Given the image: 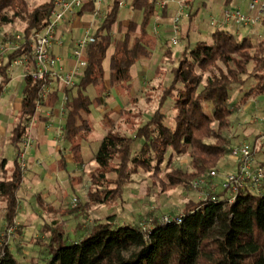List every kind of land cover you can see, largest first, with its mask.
Returning a JSON list of instances; mask_svg holds the SVG:
<instances>
[{
    "label": "trees",
    "instance_id": "16d2710c",
    "mask_svg": "<svg viewBox=\"0 0 264 264\" xmlns=\"http://www.w3.org/2000/svg\"><path fill=\"white\" fill-rule=\"evenodd\" d=\"M33 1L0 0V27L19 26L21 33L18 49L7 54L6 62L0 64V89L12 59L29 53V37L45 26L53 0L40 4ZM156 1L131 0L128 6L139 17L127 20L124 26L116 21V7H107L93 41L86 45L84 66L77 81L63 91L66 101L62 104L61 148L68 152L73 165L81 164V144L91 132L90 107L103 108L109 89L123 87L129 91L131 68L151 58L156 39L148 31V25ZM92 8L85 4L77 14L91 12ZM165 14L162 11L160 15ZM192 17L188 13L186 20L190 22ZM113 31L116 37H112ZM209 39V43L186 42L176 66L170 69V81L161 91L158 107L132 135L112 127L105 130L93 155L95 168L87 174L82 210L118 205L122 202L123 187L133 183L132 178L138 172L158 181L160 191L167 192L187 188L193 180L218 170L219 162L229 151L225 134L231 124L227 103L231 88L242 87L251 79L254 85L243 98L264 94V40L238 39L221 28H214ZM165 48L164 55H169L168 43ZM23 81L20 109L8 138L16 153L20 141L27 137L29 121L46 85L28 77ZM88 89L93 92L92 98ZM57 100L56 91H50L41 106L52 109ZM167 100L173 109L171 126L165 123V115L160 111ZM129 126L134 124L130 121ZM136 140L140 144L131 156V145ZM173 156H187L190 171L169 170ZM4 165L1 160L0 203L2 220L8 228L13 226L16 216V193L22 172L16 158L9 172ZM161 166L165 173L159 179ZM64 167L61 156L58 168ZM213 196L214 201L185 203L177 224L157 220L142 229L141 224H118L116 215L111 214L102 221H92L82 235L77 234L69 241L63 225L53 222L46 228L44 264H264V192H240L232 203L227 202L224 192ZM77 208L76 204L74 209ZM0 264H18L5 245L0 248Z\"/></svg>",
    "mask_w": 264,
    "mask_h": 264
},
{
    "label": "rangeland",
    "instance_id": "374dc122",
    "mask_svg": "<svg viewBox=\"0 0 264 264\" xmlns=\"http://www.w3.org/2000/svg\"><path fill=\"white\" fill-rule=\"evenodd\" d=\"M44 1L46 0H34L33 4H40ZM130 1L131 0H127V5H129ZM184 1H186L190 7L189 13L192 14L195 10L197 11L195 15H193L190 23H188L185 17H181L179 22L180 34L178 44L174 47L168 44L171 52L169 55H164V50L166 49L165 45L168 43L167 39L169 35L166 30H164V26L158 27V36H155L156 45L151 58L144 61V64H138L140 62H137L131 68V78L135 79L137 82L139 81V90L130 92V90L128 91L123 87L109 89L106 92L105 106L103 108L90 107L88 120L90 121L91 132L86 141L81 144V164L73 165L68 152L61 148L60 153L66 164L63 170H58V173H55V170L52 171L50 177L51 181L48 179L47 181L45 178V180L41 182V180H43L41 178L39 180L40 182L38 181L37 184H33V189L36 191H31L30 184L21 182L20 190L16 194L19 208L17 209L13 226L8 228L5 227L4 221L2 220L3 204L0 203V248L2 245L7 246L18 264H44L47 258L43 246L48 236L46 228L53 222H60L63 225L65 238L71 241L77 234L82 235L81 233L92 221H102V215L107 216L115 214L116 222L121 224L128 215L127 213H123V209H125L124 212H129V214H132V211L136 210L134 212L136 216L144 217L141 223L142 227L148 225L151 221L159 220L163 216H178L185 203L196 201L197 195L189 186L184 189L177 188L172 191L161 192L158 181L151 180L145 173L138 172V174L132 178L133 183L123 187L122 202L118 205L109 208L92 206L86 211L81 209V205L86 200L88 187L87 174L95 168L93 155L99 143V140L95 138V134L103 135L106 129L112 127L120 133L132 135L134 129L142 125L158 107L157 103L161 91L170 81V69L176 66L180 51L185 46L186 42L188 41L189 44H193L198 40L206 43L210 42L208 33L213 31L214 27L209 26V21H216L222 6L219 7L215 5L212 10L208 11L200 6V0H192V2L191 0ZM169 6L171 5L167 7ZM105 9H107V7L104 6L102 10L105 11ZM134 15L135 13L130 10L129 6H126L117 10L116 21L122 23L123 25L121 26H124L126 24H124V22L127 20L134 21V19H136ZM79 22L84 24L86 22V17L80 18ZM166 23H169L167 19H165V24ZM188 25V28H183ZM221 29L234 32L236 27L229 24L221 26ZM150 30L151 22L150 25H148V31ZM261 31L262 30L259 28L253 29V32L256 33ZM20 35L19 26L0 27V56L2 60H5L6 55L12 52L10 49L11 46L19 44L15 36ZM111 35L112 37H116L115 31H113ZM185 35H187V37ZM244 36H248L247 38L251 40L255 39L251 32H246ZM183 37H186V39L183 40ZM103 67L106 77V61ZM253 85L254 81L249 79L242 87H232L227 103L230 106H237L238 102ZM11 87L13 88V86ZM87 94L92 98L93 92L91 89L87 90ZM252 97L255 98L256 103L253 109H251L249 116H255L260 119L264 116V94L253 95ZM132 99H134V102ZM99 109L105 110L103 114ZM172 110L169 100L165 101L160 108V111L165 115V123L169 126L172 125ZM11 118L15 122V117L12 116ZM229 119L230 122L233 123L234 120L232 116H230ZM130 121L134 124L133 127L129 126ZM12 122L8 121L7 110L0 109V127L3 131L2 134H0V161L2 158L6 160L5 169L7 172L10 171L12 160L17 158L18 154L8 143L9 132L13 126ZM253 126L255 127V133H260L259 141L262 143L261 145H253V137L240 141L238 137L239 130H235L234 128L231 129V124L228 131H226L225 137L229 143V149L241 142L246 143L256 149L255 159L264 161V137L261 135L259 125ZM49 133L52 134L53 131L50 130ZM60 134L61 132L58 130L57 136L59 138L61 136ZM139 144L140 140H136L132 143L130 151L131 156L138 149ZM60 145H62V142L59 146ZM20 147L19 145V148ZM34 154V149L32 147H27L24 152V162L26 163L29 157L33 158ZM227 156L228 154L224 156L221 161H226V163L231 166L232 162ZM168 169H179L182 172L190 171L189 158L187 156H173L169 161ZM25 170L26 165H24L22 173L25 172ZM216 172L218 173V170ZM221 172L222 171H219L218 176L214 178L213 185L218 186L221 180L219 176ZM65 173L69 174L67 178L64 175ZM164 173L165 169L161 166V173L158 175L159 179L163 178ZM209 189L216 193L220 192L219 187H215V190L212 187ZM37 195H39V200L35 202V200H37L36 198H38L36 197ZM71 199H76L77 209L72 207ZM24 200L27 201L23 203Z\"/></svg>",
    "mask_w": 264,
    "mask_h": 264
},
{
    "label": "built area",
    "instance_id": "2783aa9c",
    "mask_svg": "<svg viewBox=\"0 0 264 264\" xmlns=\"http://www.w3.org/2000/svg\"><path fill=\"white\" fill-rule=\"evenodd\" d=\"M225 3H238L244 7V12L235 4L224 6L221 8L216 21L210 20L209 25L214 28H220L223 25L232 24L236 28L246 31H253L255 28H260L264 22V0H223ZM85 4L92 5L90 15L93 19L99 22L104 16L102 8L114 5L116 9H122L127 5V0H53L52 7L48 13L45 26L34 32L29 37V53H21L10 62L11 66L21 67L24 69L23 78L28 77L31 81L46 82L43 90L39 94L38 101L35 105L37 111L45 101L47 88L51 82H58L66 90L74 86L77 78L84 66L83 52L86 45L93 41V35L85 33L80 39L75 41L71 51V57L75 62V67L71 71H64L59 59L50 54V47L53 44H59L56 38V30L60 24L67 23L81 11ZM168 5H174L175 11L169 18V23L166 26L168 33V44L172 47L178 44L180 34L179 22L181 17H188L189 5L184 0H157L154 3L155 13L151 22L150 33L153 36H158L157 29L159 27V15L165 11ZM185 12V13H184ZM152 19V18H151ZM256 40H264V34L253 33ZM19 41L18 45H13L10 49L15 51L18 49L21 41V36H15ZM1 51V49H0ZM1 55V52H0ZM1 60V56H0ZM61 105L66 101L63 96ZM61 106V110H62ZM252 122H257V118L253 117ZM31 120L29 121L28 128ZM261 135L264 137V118L260 120ZM20 149L17 154V162L21 172L24 168V152L27 147H30L28 137L20 141ZM229 159L232 161L234 170L225 173L218 186L213 185V180L218 176L214 170L209 171L203 177L193 180L189 187L196 193L197 201H214V191L209 189L219 187L220 192H224L225 199L228 203H232L234 197L240 193L258 194L262 190L264 182V166L254 164L253 148L246 143H239L229 149ZM77 204L76 199H71L72 207ZM173 221L179 223V216L169 217L163 216L158 222L168 223ZM144 229V226L141 227Z\"/></svg>",
    "mask_w": 264,
    "mask_h": 264
},
{
    "label": "crops",
    "instance_id": "0c3cea01",
    "mask_svg": "<svg viewBox=\"0 0 264 264\" xmlns=\"http://www.w3.org/2000/svg\"><path fill=\"white\" fill-rule=\"evenodd\" d=\"M191 2H192V0H191ZM232 4H235L236 6H238L241 9V11L244 12V7L238 3H231V2L225 3V2H223V0H200V6L203 9H207L208 11L212 10L213 7H215V5H217L219 7H221V6L224 7V6H229ZM189 9H190V7H189ZM174 11H175V6L171 5V6L166 8V10H165L166 14L164 16L159 15V17H160L159 21H158L159 27L164 26L165 27L164 30H166V26L168 23L165 24V19H167L169 21V18L174 13ZM196 11L197 10L192 12V14L195 15ZM82 17H86V22L84 24H81L79 22V19ZM137 17H138V14L135 13L134 18H137ZM152 21H153V17L151 19V22ZM190 22H188V23H190ZM98 23L99 22H97V20H95L91 17L90 12H88V13L82 12L81 14H77L75 17L70 19L67 23L60 24L57 27L56 38L59 40L60 43L59 44H53L50 47V54L53 57L59 59L60 64H61L62 68L64 69V71H71L75 67V62L71 57V51L73 49V45H74L75 41L80 39L85 33H87L89 35H93L96 27L98 26ZM188 27H189V25L186 27H183V28H188ZM259 29L262 30L259 33L264 34V22H263L262 27H260ZM211 32L212 31H210L208 33V36L210 35ZM246 32H251L252 34L256 33L253 31H246L244 29H238V28H236V30L234 32H230V33H232V34L234 33V35L239 39V38L245 37L244 34ZM5 62H6V59L2 60V58H1L0 64L5 63ZM138 64H144V61H141ZM23 73H24L23 68L14 67V66L10 65L7 69L6 80L0 89V109H6L7 110L8 121H11V122L13 121L12 122L13 124H14V120L11 117L12 116L15 117V120H16V115L20 109V102H21V98H22V89L24 86ZM131 77H132V75H131ZM11 86H13V88ZM130 87H131L130 92H134V91L136 92V90H139V81L137 82L135 79L131 78ZM47 89H48L47 93L50 91H56L57 96H58V100L52 109H48L44 106H41L39 108V110L35 112L34 117L31 119V123H30V126H29L28 131H27V137L30 140V147H32L34 149L35 154H34L33 158H31V157L27 158L26 163H25L26 170H25V172L22 173V181L21 182H25L26 184H30L31 185V188H30L31 191H36L33 189V187H34L33 184L34 183L37 184L41 178L43 179V180H41V182L44 181L45 178H46V180L47 179L50 180V177H51L53 170L56 171L55 173H58L60 171V169L58 167H59V158L61 157V153H60L61 145L59 146V144L61 143L62 133L60 134L61 135L60 138L57 136V133H58V130H60V132H62L61 130H62L63 113L61 110V106H62L61 100H62V97L65 96L63 94V91L66 89L63 88L58 82H51ZM124 96H128V95H124ZM255 103H256L255 98H253L252 96H247V97L243 98L242 100H240L238 102L237 106H230V111H231L230 116H232V119L234 120L233 123H231V129L234 128L235 130H237V129L239 130L238 137L240 138V141H244L245 139H247L249 137H253V145H257V144L261 145L262 143L259 141L260 140V138H259L260 133H255V131H254L255 127L253 125H259V127H260V120L262 118H264V116L260 119L257 118V122H252V120H251L255 116H249L251 113V109H253V107L255 106ZM99 110L102 114L105 111L104 109H99ZM38 118H40V120H38ZM50 130L53 131L52 134L49 133ZM103 131H101V132H103ZM2 132L3 131L0 127V134H2ZM95 135H96L95 138H97V140L100 141L104 134L103 135L95 134ZM8 138H9V136H8ZM8 143H9V141H8ZM251 147L253 148V146H251ZM255 157H256V149L253 148L254 164L264 166V161H258L255 159ZM62 158H63V156H62ZM1 160H4V162H5V165H4V169H5L6 160L3 158ZM64 163L66 164V162H64ZM71 163H72V161H71ZM233 170H234L233 163L231 166L229 164H227L226 161H220L218 164V173H219V171H222L221 175H219L220 178H222V176L225 173H229ZM64 175L67 178V176L69 174L65 173ZM55 183H57V182H55ZM59 184L61 185V182ZM20 186H21V183H20ZM19 190H20V187H19L18 191ZM262 191L264 192V183L262 185ZM36 197H38V198H36L37 200H35V202L39 200V195H37ZM60 198L62 200L61 195H60ZM26 201L24 200L23 203ZM17 202H18V200H17ZM18 208H19V205L17 206V209ZM124 210L125 209H123V213H125V214L127 213L128 215L124 218V220L121 224L139 225L142 223V221H143L142 219L144 217L142 218V217L136 216L134 214V212L136 210L132 211V214H129V212H126V211L124 212ZM102 217L104 218L105 216L102 215Z\"/></svg>",
    "mask_w": 264,
    "mask_h": 264
}]
</instances>
